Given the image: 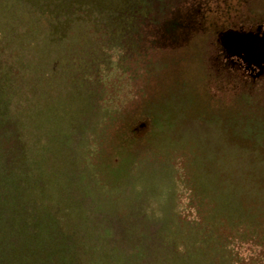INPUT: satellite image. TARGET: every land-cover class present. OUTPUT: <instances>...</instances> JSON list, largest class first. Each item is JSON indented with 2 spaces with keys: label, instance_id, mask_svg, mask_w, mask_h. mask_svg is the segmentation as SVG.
I'll use <instances>...</instances> for the list:
<instances>
[{
  "label": "rangeland",
  "instance_id": "374dc122",
  "mask_svg": "<svg viewBox=\"0 0 264 264\" xmlns=\"http://www.w3.org/2000/svg\"><path fill=\"white\" fill-rule=\"evenodd\" d=\"M0 264H264V0H0Z\"/></svg>",
  "mask_w": 264,
  "mask_h": 264
},
{
  "label": "trees",
  "instance_id": "16d2710c",
  "mask_svg": "<svg viewBox=\"0 0 264 264\" xmlns=\"http://www.w3.org/2000/svg\"><path fill=\"white\" fill-rule=\"evenodd\" d=\"M10 187H11L10 182L5 181V182H4V188L9 189ZM13 188H14V187H13ZM5 249L9 250L8 248H5ZM3 250H4V249H3Z\"/></svg>",
  "mask_w": 264,
  "mask_h": 264
}]
</instances>
